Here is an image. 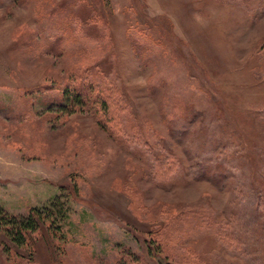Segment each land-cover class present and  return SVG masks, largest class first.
Wrapping results in <instances>:
<instances>
[{
	"label": "rangeland",
	"instance_id": "rangeland-1",
	"mask_svg": "<svg viewBox=\"0 0 264 264\" xmlns=\"http://www.w3.org/2000/svg\"><path fill=\"white\" fill-rule=\"evenodd\" d=\"M126 253L264 264V0H0V264Z\"/></svg>",
	"mask_w": 264,
	"mask_h": 264
},
{
	"label": "trees",
	"instance_id": "trees-1",
	"mask_svg": "<svg viewBox=\"0 0 264 264\" xmlns=\"http://www.w3.org/2000/svg\"><path fill=\"white\" fill-rule=\"evenodd\" d=\"M76 93L77 94H75L73 97L75 99V101L78 98H80L81 99L80 102L85 103L84 100L86 98L83 99L81 96L82 94L80 95V92H76ZM98 97L100 98V95H98ZM101 99H103V97ZM107 101L108 100H106V101L104 100L101 102L104 107H106L108 105ZM105 109H107V108H105ZM37 217H38V214L36 213V211H31L30 214L26 218H9V219H7L5 217V218H2L3 219L2 221H4L6 226L9 227L7 232L9 234V236L14 239V242L17 244H24L26 233L27 232H34L37 229V222H36ZM125 255H127L130 259L127 260L126 258L122 257V261H121V263L119 262V264H141L139 259H137L136 257L129 255L127 253ZM125 255H123V256H125Z\"/></svg>",
	"mask_w": 264,
	"mask_h": 264
}]
</instances>
